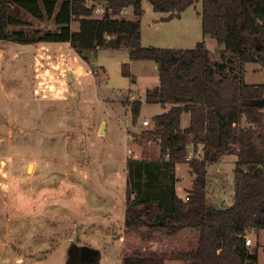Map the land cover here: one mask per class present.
Wrapping results in <instances>:
<instances>
[{
  "label": "trees",
  "instance_id": "16d2710c",
  "mask_svg": "<svg viewBox=\"0 0 264 264\" xmlns=\"http://www.w3.org/2000/svg\"><path fill=\"white\" fill-rule=\"evenodd\" d=\"M105 1L103 15L96 17L85 0H0V39L69 42L84 61L90 50L125 49L129 59L157 65L158 84L145 90L144 101L169 108L151 118L153 126L142 130L141 140L156 142L159 157L126 161L123 233L147 245L122 250L121 264H255L244 240L248 232L264 229V101L258 102L264 100V83L244 82L242 69L251 61L264 68V0H145L153 11L167 14L162 20L201 2L202 34L223 45L220 62L211 60L203 40L193 48L143 46L144 0ZM127 7L133 18L122 17ZM22 14L52 25L33 27ZM72 21H78L77 30ZM124 104L136 121L142 100ZM183 112L190 115L185 128L180 127ZM189 145L193 151L201 147V156L187 161ZM229 154L236 156L233 201L218 207L206 197L207 167ZM179 162H187L194 176L185 199L175 190ZM187 234L192 238L178 249L150 245Z\"/></svg>",
  "mask_w": 264,
  "mask_h": 264
},
{
  "label": "rangeland",
  "instance_id": "374dc122",
  "mask_svg": "<svg viewBox=\"0 0 264 264\" xmlns=\"http://www.w3.org/2000/svg\"><path fill=\"white\" fill-rule=\"evenodd\" d=\"M195 5L181 18H190V23L200 18L196 10H201V2ZM142 8L145 40L161 44L148 45L173 43V33L181 25L161 21L163 13L153 11L145 0ZM22 17L27 20L29 16ZM122 17L133 18L129 8ZM30 19L33 27L52 25L50 20ZM72 26L77 29L78 21ZM197 34L196 28H190L191 38ZM217 44L212 39L208 45L214 49ZM76 56V61L66 62L89 66L92 79L78 81L65 73L60 76L64 80L57 81L55 97L45 91L47 99L42 100L40 94L33 95V87H27L24 102H15L11 115L1 110L0 264H121L122 250L130 253L147 245L138 236L123 233L120 216L124 213L126 159L159 157L156 142L141 140L142 130L153 126L150 117L159 105L143 101L138 123L132 121L124 102L143 98L145 89L157 82L158 70L154 61L129 59L125 49L90 50L87 61ZM210 58L220 62V51ZM131 75L135 81H130ZM242 79L264 83V68L258 62H246ZM53 98L58 100L50 101ZM142 118L150 126H143ZM200 148L193 151L189 145L188 154L200 157ZM233 155H224L207 167L208 201L218 207L233 201ZM175 173L182 193L191 183L188 164L177 163ZM248 233L254 263L264 264V229ZM191 238L190 234L175 240L163 238L150 245L155 250H173L186 246ZM85 246L98 251L92 260L81 259ZM165 264L185 262L166 260Z\"/></svg>",
  "mask_w": 264,
  "mask_h": 264
},
{
  "label": "crops",
  "instance_id": "0c3cea01",
  "mask_svg": "<svg viewBox=\"0 0 264 264\" xmlns=\"http://www.w3.org/2000/svg\"><path fill=\"white\" fill-rule=\"evenodd\" d=\"M190 7H187L184 11H186ZM193 7L196 8V6ZM128 8L132 13V8L127 7L122 11V14ZM184 11H182L179 17L172 18L170 20H162V18L167 15L166 13H163V15L160 17L161 21L173 23L176 25L179 23L181 25V27L175 29L173 33L174 34L172 38V40H174L173 43L163 44L162 46H167L170 48H175V47L186 48V46H190L194 42L196 44L198 41L203 40L206 47L210 51V54L220 51L223 48V45L220 44H217L214 49L209 48L208 44H210L212 42V39L215 38L210 35L202 34L201 18H192V23H190L189 21L190 18H181V15L183 14ZM199 11H200L199 9L196 10L197 14H199ZM27 15L29 17L26 19L31 22L30 17L32 16H30L29 14ZM72 22L70 23L71 29L77 30L74 29V27L72 26ZM10 28H14V26H10ZM190 28H196V33H198L197 35L192 36V38L190 36ZM140 42L143 46H146L148 44H153L145 40V35L141 25H140ZM153 45H161V44L154 43ZM153 45H148V46H153ZM76 57H77L76 52L72 49L69 42H38L33 44H20L8 40L0 39V116H1V110H4V112L8 111L9 114L11 115V111H13L14 109L15 102L19 104H22L24 102L23 96L28 92L26 90L27 87H29L30 89L33 87L32 90L33 95L39 96L40 94L41 99L45 100L47 99V94H44L45 91L49 93L51 92L53 97H55L54 94L56 93L57 90L56 88L57 81L64 80V78L60 76L65 75V73L72 75V77L76 79L78 78V81H83V80L85 81L87 78L92 79L90 73L89 74L87 73L90 72L89 66L85 67L82 66V64L81 65L79 64L78 66L76 65L77 63L75 62L73 64H69L68 62H66V60L67 59L70 60V58L73 61H76V59H78ZM147 61H143V63H148ZM67 65L68 67H66ZM153 65H155L157 68V65L155 63ZM77 66L79 68H77ZM132 76H133V81H135L134 75ZM154 83L155 84L153 86L157 85L158 80L157 82ZM249 84H253V83H249ZM136 98L138 97L136 96ZM56 99L57 98H53V100L50 101H55ZM139 99L142 100V104H143L144 97ZM153 104L159 105V110L156 111L157 113H154V115L160 114L169 108V105L163 107L158 103H153ZM154 115H152L150 119ZM3 117L7 118V115L5 116L3 114ZM139 120L140 119L137 118L138 123ZM189 120H190L189 113L183 112L180 116V127L185 128L189 124ZM9 150H11V148H9ZM233 156L235 158L234 159L235 161L236 156L235 155ZM176 166L177 164L175 165V170H176ZM188 172L191 177V183L189 184V186L184 187V192L182 193L179 192L180 178L175 173L177 177V181L175 184L176 194L182 199L186 198L188 191L192 187V180L194 176L190 173L189 166H188ZM126 181H127V172H126ZM206 197L208 199L207 193H206ZM231 203L232 202H229L228 205H230ZM124 215H125V202H124V213H122L120 216L122 222V225L120 226L121 229H123ZM107 221H110V217L107 219ZM112 226H116V224L113 223ZM250 233H252V231H250ZM119 239L122 240V237H119ZM248 247L249 246H247V248ZM120 260L121 259L119 256L118 262Z\"/></svg>",
  "mask_w": 264,
  "mask_h": 264
},
{
  "label": "built area",
  "instance_id": "2783aa9c",
  "mask_svg": "<svg viewBox=\"0 0 264 264\" xmlns=\"http://www.w3.org/2000/svg\"><path fill=\"white\" fill-rule=\"evenodd\" d=\"M85 6L92 10L93 15L102 16L106 8V1L105 0H85ZM141 123L143 126H150L148 119H143ZM191 159H192V156L190 154H187L186 160L189 161ZM244 244L245 246H250L252 244V239L249 233H247L245 236Z\"/></svg>",
  "mask_w": 264,
  "mask_h": 264
},
{
  "label": "water",
  "instance_id": "95a60500",
  "mask_svg": "<svg viewBox=\"0 0 264 264\" xmlns=\"http://www.w3.org/2000/svg\"><path fill=\"white\" fill-rule=\"evenodd\" d=\"M263 101H264V100L261 99V100H259L258 102H259L260 104H262ZM96 254H98V251L95 250L94 248L90 247V246H85V247H83V249H82V258H83L84 260H92L93 257H94Z\"/></svg>",
  "mask_w": 264,
  "mask_h": 264
},
{
  "label": "flooded vegetation",
  "instance_id": "af4514ba",
  "mask_svg": "<svg viewBox=\"0 0 264 264\" xmlns=\"http://www.w3.org/2000/svg\"><path fill=\"white\" fill-rule=\"evenodd\" d=\"M93 258H94V257H93ZM81 259H83V258H82V252H81Z\"/></svg>",
  "mask_w": 264,
  "mask_h": 264
},
{
  "label": "bare ground",
  "instance_id": "6f19581e",
  "mask_svg": "<svg viewBox=\"0 0 264 264\" xmlns=\"http://www.w3.org/2000/svg\"><path fill=\"white\" fill-rule=\"evenodd\" d=\"M29 166H30V164H29Z\"/></svg>",
  "mask_w": 264,
  "mask_h": 264
}]
</instances>
